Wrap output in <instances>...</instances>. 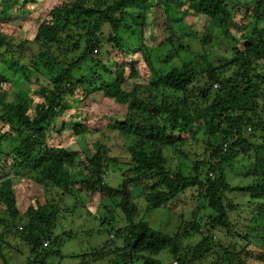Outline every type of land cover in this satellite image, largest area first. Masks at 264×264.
Here are the masks:
<instances>
[{"label":"trees","instance_id":"16d2710c","mask_svg":"<svg viewBox=\"0 0 264 264\" xmlns=\"http://www.w3.org/2000/svg\"><path fill=\"white\" fill-rule=\"evenodd\" d=\"M36 2L0 0V264H14L5 251L21 247L23 264H264V0H62L40 18ZM13 12L35 16L31 39L6 23ZM153 12L166 35L150 50ZM185 14L205 19L202 35ZM212 27L226 40L217 60L189 43L209 41ZM128 49L136 51L125 64ZM142 65L148 72L135 82ZM103 102L118 108L104 111ZM106 128L128 142L116 186L105 181L117 163L107 146L71 149L65 135L90 139ZM188 141L202 156L169 167L164 149L180 155ZM236 163L246 184L228 179ZM14 178L43 189L23 210ZM95 194L105 240L66 262L61 247L77 237L68 213ZM188 194L202 200L208 221L180 214L172 234L140 218L134 201L148 212ZM192 235L198 242L184 245Z\"/></svg>","mask_w":264,"mask_h":264},{"label":"rangeland","instance_id":"374dc122","mask_svg":"<svg viewBox=\"0 0 264 264\" xmlns=\"http://www.w3.org/2000/svg\"><path fill=\"white\" fill-rule=\"evenodd\" d=\"M36 4L34 5L36 15L37 17H43L46 12L54 5L59 4L62 0H36ZM248 2V0H246ZM243 3V2H241ZM232 5L234 3L232 2ZM237 8H243L244 4H235L234 5ZM164 17L162 18L161 14L159 12H153L151 16H149L147 27L144 30V42L147 46H149L150 50L154 49L159 40L162 38V36L166 35L165 32H163L164 28H162L161 24ZM184 22L190 26L191 31L197 33L198 35H202L203 28L202 25L205 22V19L203 17L196 18L193 16V14H185L184 15ZM6 23L14 25V29L12 32L18 33L20 37L22 38H29L31 39L34 35L36 25H35V16L34 15H26L21 16L17 12L11 13L10 19L6 21ZM187 40V38H185ZM192 46L193 51L196 53L202 52V50L205 48L206 53L210 55L212 60H217V55L213 57L214 54H217L220 50V47H223L226 43V40L223 38V35H221V32L216 30L214 27L210 29V39L209 41L205 40L204 44L198 41L197 37L192 38V42H189ZM136 51L135 49H128L123 52V55L125 57L124 62L125 64H129L130 61H132L133 52ZM203 53V52H202ZM175 55V54H174ZM131 59V60H130ZM171 63L178 64L180 61L176 57H173L170 59ZM110 68H113L115 66L114 62H110L109 64ZM139 70V78L134 79L135 82L143 81L145 72L147 74V67L142 65L138 67ZM129 84V87L130 88ZM100 97V96H98ZM104 101V100H103ZM89 101L87 100V103ZM94 104V103H93ZM95 106V104H94ZM103 106V110H110L117 109L118 107L116 105H111L110 103L103 102L101 104ZM101 108V107H100ZM65 135H70V137L67 140H70L71 143L69 147L71 149H86L88 145V141H95L98 140L99 142L105 144L108 148V153L110 156L116 157L117 163L111 164L108 172L106 173L105 181L111 185L116 186L120 180H121V173L122 170H125L129 167L128 162V152L127 149V143L126 139L120 136H116V133H114L111 130H108L107 128L103 130V133L100 134L99 132L94 133V136L90 139H86L84 137L74 136L72 135L71 131H65ZM88 142V143H87ZM188 145H184L181 150L182 153L174 155L173 149L171 148H165L164 154L167 157L168 165L171 168H174L176 165L179 166L181 163L184 164H191V162L195 161L197 158H200L202 156V145H196L193 143V141H188ZM87 143V144H86ZM236 166H240L239 164H235L233 168H229L227 170L228 173V179L233 184H246L248 181L247 178V170L236 169ZM210 177H213L214 175H209ZM14 182L16 184L17 189V197L18 202L23 210L31 201V198H33L35 195H42L43 189L41 186L36 184L33 181H29L25 183L26 185L23 186L22 180H19L17 178H14ZM142 192L140 187H137L134 191L135 194L140 195ZM73 194L77 195L75 191H73ZM189 195V194H188ZM182 196L179 195L176 199V202L171 204L170 206L166 207H160L157 209H153L151 211H145L143 210L145 203L142 198H135L134 201L137 203L140 211V218L147 220L152 226V228L161 230L164 233L172 234L177 230V226L180 224V214H183L185 219H194L197 222H200L201 224L208 221L206 214L207 210L202 208V200L199 198L188 196ZM82 200V199H81ZM82 201H77L78 206L75 207L74 210H70V214L68 213V216H71L75 214L72 217V220L67 224V228L72 229L73 231H77L76 235L77 237L67 240L64 242V244L61 247L62 252L66 255L65 261L70 260L68 254L71 252H84L89 250L91 246H97L98 243L102 244L105 240L106 231H100L98 233V222L93 217L95 213L98 211V195H93L90 199ZM80 204L84 205L87 209L81 210ZM173 205V206H172ZM82 211V212H81ZM89 211V214L87 212ZM192 215H190V212H192ZM80 212V215H79ZM113 215L115 217V222L117 224H123V219L120 215V213L116 210H114ZM87 229H94L92 232V235L89 237L85 234V231ZM216 235H218L217 230H214ZM222 237V236H221ZM200 239L199 235H192L188 238H184L182 240V243L184 245H192L198 242ZM223 240V237H222ZM221 240V241H222ZM224 241V240H223ZM14 244V243H13ZM21 250H23L24 253L20 251H15L13 249L5 251L6 256H10L11 263L14 264H23L25 261V258L23 256L26 255V251L21 247ZM167 255L164 254L162 257L165 259V261H172L171 258H166ZM170 257V256H169ZM174 263V262H173ZM1 264H4L2 261ZM95 264H107L105 261L103 262H96ZM257 264V263H253Z\"/></svg>","mask_w":264,"mask_h":264}]
</instances>
